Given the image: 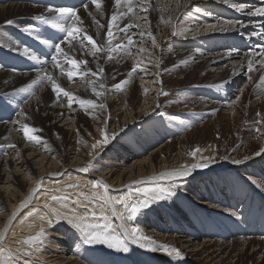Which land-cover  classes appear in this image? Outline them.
Instances as JSON below:
<instances>
[{
    "label": "bare ground",
    "instance_id": "obj_1",
    "mask_svg": "<svg viewBox=\"0 0 264 264\" xmlns=\"http://www.w3.org/2000/svg\"><path fill=\"white\" fill-rule=\"evenodd\" d=\"M232 1L235 0H228L227 3L225 0H148L147 11H143L140 0H132L133 13H129L128 0H122L119 7L114 4V0H102V8L99 11L91 0H72L70 7L80 16L81 23L78 27L83 31L79 40H73L69 44L63 42L67 33L57 27L51 38L44 42L42 41L45 38V34L42 33L43 26L35 25L33 21H21L22 17L43 15L49 21L47 24L52 26L64 24L67 27L66 18L49 12L48 9L51 7H34L23 0H0V34L16 27L19 29H16L18 32H24L23 29L28 28L31 42L41 41L40 47H43L40 53L35 51V41L32 42L33 47H29L19 37H17L18 41L24 46L15 42L9 35L0 37V47L7 46L22 57L35 56L36 59L32 60L41 68L37 72H31L30 68L15 63L14 67L7 65L0 67L1 93L11 94L25 85L28 88L38 75L48 72L63 88L72 92L74 98L81 99L92 91V85L87 83L88 80L106 79L103 74L102 77L92 76L88 70L96 72L105 66L111 68L109 72H114L117 68L124 69L125 79L121 78L122 80L119 79L117 82L127 80L129 83L128 89L126 88L127 94L122 96L119 92L114 94L119 97L120 105L126 108L119 125L115 121L105 120L106 117L103 119L105 129L109 130L105 132L110 143L94 151L76 150L70 151L72 153L69 154L66 148L69 142L77 139L78 143L81 140L82 130L88 120L94 121L98 117H104L103 110L101 111L99 106L97 112H95L96 107H81L76 99H73L69 107V99L63 94L57 96L53 93L47 81L33 85L20 98L16 110L0 120V192L3 193L0 199V235L3 236V239H0V262L2 264H61L62 262L63 264H99L98 259L91 257L82 248L80 231L66 220L73 217L83 219L89 225L100 226L97 230L106 228L108 234L118 235L124 239L127 252L110 249L104 244H91L108 258L105 264H264V210L258 213L254 209L256 205L264 208V194L257 190L264 185L263 177L261 176L259 182H249L250 190L243 186L241 179L245 178L241 177L243 174L248 173L249 168L246 167L230 169L227 176H219L220 181L213 179L210 173L202 175L209 170L230 167L236 164L234 161L237 160L241 162L250 160L248 155L252 146L246 147L245 153H242L243 151L239 153L236 149L243 139L245 142L246 139H254V144L259 149L264 148V102L260 107L253 109L245 108L244 102V99L251 97L253 91L250 92V89L254 90L248 80L251 73L248 72L249 63L251 62L255 69L252 72L257 75V80H260L264 74V68L259 63L264 58L262 57L264 16H252L249 14L250 11H242L236 13L239 16V19H236L238 22L227 31L216 29L201 33L197 38L190 39L192 42L189 43L171 39L174 26L181 20L180 18L187 17L198 24L205 23L207 17L218 20L226 13ZM239 1L247 4L255 3L253 1L261 2L260 0ZM113 15H118L120 18L115 22L118 26L113 27L112 47L115 48V45L120 44L121 49L111 53H98L93 57L89 54L91 45L83 37L87 34L92 36L97 44H104L107 40V23ZM8 20H12L13 23L8 24ZM130 24L138 27H128ZM149 31L155 37L157 45L155 47L147 36ZM141 32L145 33L143 37L140 35ZM127 36L133 38L134 46L125 47ZM230 40L237 43V46H232ZM57 43L61 44L70 58L87 61V65L80 66L79 69L88 72L86 76L77 75L69 81L67 76L62 74V70L67 72L71 69V65L63 57H58L60 68L53 65L52 55ZM141 47L147 51L140 52ZM177 63H180V68ZM134 65L137 66V71L129 78L128 73ZM172 69L174 73L197 70L196 72L202 74L204 78L224 81L222 88L227 89L229 93L209 92L208 95L201 96L199 89H189L185 92V99L188 100L186 104L190 107L197 106L195 97L200 96L199 98L203 100L201 108L195 110L200 113L199 115L201 113L222 115L226 112L233 115L229 141L225 142L224 146H218L213 150L210 140L205 141L202 137L196 136L194 126H187L179 132V139L172 137L169 142L164 139L167 137L162 135V124L166 123L152 122L154 114H166L176 103L170 100V93L163 88L166 72ZM145 83L153 85L152 88L142 91L145 96L144 101L139 106L131 108L130 102L136 89ZM255 90L264 92V85ZM101 99L104 100V96ZM167 119L168 117L165 118ZM252 120L256 121L255 125H250V122L245 128L243 127V124L246 125ZM153 123L158 124L152 130L149 126ZM24 124L35 129L41 126L45 133L53 135V140L41 139L39 144L27 141L23 135ZM134 125L149 128V134L140 136L141 146L146 147L153 139L161 142L147 146L144 150L137 148L127 150V147L124 148L122 145L127 133L136 135L133 131ZM173 140L176 141L175 145L172 144ZM7 145H15V147L9 148L6 147ZM197 148L200 152L196 153L195 157L190 155ZM204 157L210 158L208 166L192 169L187 176H161L162 173L180 169L181 165L204 163ZM257 161L264 162V152ZM85 168L87 171L81 170ZM235 176L241 181L231 180V177ZM184 177L190 178L182 179ZM24 179L26 184L22 192L20 187L23 186ZM37 181H42L38 189L35 187ZM95 181L102 182L105 186L98 202L91 198L84 200L68 194L75 199V202H72L71 197L60 193L74 189H66L68 185L70 187L73 184L77 188L76 192L80 193L79 187L85 189L89 183ZM86 182L88 183L85 184ZM222 186L226 188L219 193V197H215L216 201H220L226 207L229 206L235 213L238 212V215L239 212L244 213L247 210L252 211L254 217L261 215L262 219L238 218L232 228L228 227L222 234L214 228L207 229L204 217L200 215L202 210L198 207L197 213L181 209L179 200L184 202L187 197L191 198L193 188H198L203 193L194 195L192 199L203 200L204 204L207 203L205 197L210 195L209 191L217 190ZM44 187L57 189L52 195L45 193L46 191L42 190ZM145 189L149 191L145 193ZM161 189L164 191L161 192ZM157 194L162 195L163 198L155 199ZM146 198L149 200L147 207L140 209L139 215L137 213L132 215L131 206ZM57 214L65 217V221L57 219ZM172 215H179L186 224H190L192 229L174 223ZM157 219H160L159 223L156 222ZM191 222H196L198 225H191ZM244 227H247L246 230ZM41 228L44 229V236L40 241L33 244L25 243ZM132 228L138 230L139 236L149 238L147 241H141L146 245L145 247L141 248L138 243H133L128 238L126 234H130ZM232 238H235V241ZM49 243L60 246L61 252L47 250L46 244ZM162 245L177 248L182 253V257L173 260L160 250ZM246 253L251 254L252 258L261 259V263L243 262Z\"/></svg>",
    "mask_w": 264,
    "mask_h": 264
},
{
    "label": "rangeland",
    "instance_id": "obj_2",
    "mask_svg": "<svg viewBox=\"0 0 264 264\" xmlns=\"http://www.w3.org/2000/svg\"><path fill=\"white\" fill-rule=\"evenodd\" d=\"M23 1L25 3L31 5V6H34V7H51V8H60V7L71 8L70 3L72 2V0H23ZM84 1H86V0H84ZM253 2H255V4H253V5L242 4V2H238V3L232 2L233 4L232 5L230 4V9L235 11V13H241L242 11H250L251 12L255 8L264 7V3L257 4L258 1L257 2L253 1ZM234 5L235 6L243 5L244 7L242 10L238 11L237 7H235ZM228 9H229V7L227 8V10ZM224 16H225V13L222 14V16H221L222 18L221 19L219 18L218 20L216 18H215L216 19L215 20L212 17H207L205 23H199V24L196 22H193L191 19H189L187 17H182V18H180L181 20H179L175 24L174 29H173V31H176L178 34L175 36H172L171 39L173 41H182V42L189 43V42H192V40H190V39L197 38L201 33H207V32H210V31L216 30V29L225 30V31L232 29V27L238 21L237 20L234 21V20L229 19V18L226 20H223V18H225ZM34 17H36V16L22 17L21 21H24V22L25 21H33V23L35 25L39 24V25L43 26L42 27V33L45 34V38L42 41L46 42L47 40H49L51 38L52 34L56 31V28L50 24L42 23L41 21L35 20ZM16 29L19 30L17 27L12 28L7 32L1 33L0 37H4V36L9 35L11 38H13V40L15 42H19L22 44V42L18 41L17 37H19L23 41V43H25V45H27L29 47H33L32 42L35 41V44H36L35 45L36 46L35 51L40 52V53L43 51V47H40L41 41L32 40V42H31V40H30L31 36L28 33V31H24V32L19 31L18 32ZM171 39H169V40H171ZM231 45L236 47L237 43L231 41ZM19 47L21 48L22 46L20 45ZM12 51L13 50L8 48L7 46L6 47L5 46L0 47V67H2L4 65L14 67L13 64L15 63V64H20V66H22V67L30 68L31 72H37V71L41 70V68L36 66L35 62L30 58V56L26 55V56L22 57L21 55L15 54ZM177 64H178V68H180L181 67L179 65L180 63H177ZM102 69H103L102 74L104 75V77H106V79L104 81L103 80L97 81L95 87H96L97 91H102L104 94L100 97H97L93 94V91H91L88 94L89 96L87 95L88 97L84 96V97H81V99L92 100L94 102V104H98V105L103 104L104 108H100V109H101V111L103 110L102 112L104 113L103 114L104 117H98V119H96L94 121H91V120L87 121L86 126L82 130L83 135H81L82 138L79 141L80 143L79 142L77 143V139H76V141L73 140V141L69 142L70 144L68 143L66 151H68L69 154L72 152H75L76 150H79V151L88 150L89 152L94 151L95 149L92 148V145L94 143H96V141L102 139V136H100L101 130H104V131L106 130L105 129L106 127H104L105 126L104 121L108 119L107 121H111V122L115 121L118 124L123 117V112L126 108L122 107V105H120L119 97H116L114 94L116 92H119L120 96H122V94H125V93L127 94L126 88L129 87L128 86L129 83L121 84V83L117 82V81H119V79L120 80L125 79V71H123L124 69H122V68H119V69L117 68V70H119L118 72H116L117 70H115L114 72H109L111 70V68H109L107 66L103 67ZM196 71L197 70H193V72H194L193 73L192 70H190V72L188 70V72L184 71V73H185L184 74V73H177V72L174 73L173 69L167 70L166 76L163 79L164 80L163 88H166V90L170 93V100H172L176 103L171 106V108L169 109V111L166 114H164V113L154 114L152 122L166 123V124H162L163 125L162 126V135H165L167 138L164 137V139H166V141H169V142L171 141L172 137H174V138L178 137V139H179L180 138L179 132L182 131L187 126H194V129H196V136L202 137V140H205V141L210 140V144L212 145L211 148L214 150V149L218 148V146H224L225 142L229 141V136H230V132H231L229 129L231 128L230 125L232 122L233 115L228 114L227 112L225 114H222V115H219L220 113H216V114H209V113L202 114L201 113V115H199L200 113H198L195 110H197V108H201L200 106L203 105V100H201L199 98L200 96L195 97L194 101H195V104H197V106L190 107L186 104L188 102V100L185 99V97H186L185 92L188 91L189 89H192V90L199 89V91L202 94L201 96H204V95H208L209 92L216 94V93H220V92L221 93L222 92L229 93V91L227 89L224 90L222 88L224 81H217V80L210 79V78H208V79L204 78L201 76L202 74H199ZM188 73H190L191 75H189ZM102 74H100L101 77H102ZM115 74L117 75L116 77H115ZM173 74H175V75H173ZM35 75H37V74H35ZM110 75H111V78H110ZM112 75H113V77H112ZM184 75H186V76H184ZM256 76L257 75H255L254 72H251L249 74V77H248L249 83L251 84L252 88H254V90L258 89L259 87L262 86L261 81L257 80ZM101 82L105 86L103 89L99 88V83H101ZM114 83L120 84L121 88L115 87ZM1 85H3V84H1ZM152 86L145 83L143 86H140V88L136 89V91H135V93L131 99L130 107L133 108V107L139 106L144 101V98H145V96L142 94V91H145V89H150L149 87L152 88ZM26 87H27V85L19 87L17 90L12 92L11 94L1 93L2 87H0V120L6 118L7 116H9L8 115L9 113H12L16 110V106L18 105L20 98H22L25 95V93H27L26 91H20V89H27ZM254 90L250 89V92L253 91L251 93V97L249 99L247 98V100L244 99L245 106H246L245 108H247V109H253L255 107H260V105L264 102V92H260L259 90H255V91ZM103 96H104V100L101 99V98H103ZM93 98H94V100H93ZM98 105L96 107L95 112H97V109L99 108ZM263 108H264V105H263ZM105 109H106V111H105ZM17 114H18V112H17ZM105 117H106V119H105ZM166 117H168L167 120H165ZM103 119H105V120H103ZM250 122H251L250 125H255L256 121H254V122H253V120L248 121L246 125L243 124V127L245 128ZM157 124L155 125L153 123V125L149 126V127L151 129L156 128ZM37 127H39L38 129L40 131L36 132L35 135L41 136L42 137L41 139H43V140H45L47 138L50 140H53L52 134L45 133L43 131V129L41 128V126H37ZM108 131L109 130H106V132H108ZM133 131L136 133V135H132L131 133H127L126 140H125L124 144L122 145V146H124V148L126 146L127 150H131L133 148H137L138 150H144L147 146H154L155 144H158L161 142V140L153 139L150 141V144H148L146 147L141 146L142 140H141L140 136L149 134V132H148L149 128L146 126L141 127V126H135L134 125ZM180 135H181V133H180ZM182 135H183V133H182ZM197 140L198 139H195V141H197ZM175 143H176V141L173 140L172 144L175 145ZM213 145H214V147H213ZM248 146H252L251 147L252 150H251L250 154L248 155V157L251 158L250 160L245 161V162H241L239 164L236 163V164L231 165L230 167H226L224 169L209 170V171H206L205 173L203 172L202 175H204L206 173H210V176H212L213 179L219 180L220 179L219 176L224 177L227 173H229L230 169H235V168L239 169V168L246 167V168H249L248 173L243 174L241 176V177H245V178H241L243 186H245L246 188H249V182H256V181L259 182V180L261 179V176L263 177L262 180H264V169H262V167L264 166V162L263 161H257L258 159H260L262 157L263 152H261V154L258 156L256 155V153L259 152L260 149L258 148V146H256L254 144V139H250V138L246 139V142L243 139V142L239 143V145L236 147V149L239 153H241V151H243L242 153H245V150H246L245 148ZM70 151H72V152H70ZM185 178L189 179L190 177H184L182 179H185ZM231 180L239 181L240 179L238 176H235V177H231ZM22 183H23V186L20 187V191L23 192L25 189L26 180L24 179L22 181ZM87 183L88 182H86L85 184H87ZM104 187L105 186L102 182L95 181L92 184L89 183L85 189H82L81 187H79V189L81 190L80 193L76 192L77 188H75L74 184L71 185L70 187H69V185L66 187V189H70V188H74V189L61 191L60 193L63 196H66V197L69 196V198L71 197L70 201H72V202H75V199L68 194H73V196L83 198L84 200L86 198H91L93 201L98 202L100 200V198L102 197ZM225 188H224V186H222V188L219 187L217 190L211 189L209 191L210 195L208 197H205V199L207 200L206 201L207 203H204L205 205L202 203L203 200L192 199V197L194 195H197L198 193L199 194L203 193V191H201L200 189L193 188L192 192H191V194H192L191 198L187 197L184 200V202L182 200H179V204L181 206V209L182 210H188V211L192 210V211L198 212V209H197V207H198L199 209L202 210L200 215H202L204 217V218L203 217L202 218H203V220H205V223L207 225V229L210 230V228H214L222 234L225 230L228 229V227L232 228V226L235 224V222L238 218L244 219V220L248 219V217H249V219L250 218H255V219H259V220L262 219L261 215L260 216L257 215L256 217H254L251 214L252 211L248 212L247 210H245L244 213L239 212L240 214L242 213V215H240V214L238 215L237 214L238 212L235 213V211L232 208H230L229 206L226 207V206L222 205L220 201H216L215 197L216 196L219 197V195H220L219 193H221L222 190L224 191ZM233 188H235V187H233ZM55 189H57V188H46V187H44L42 190H45L46 191L45 193L53 195L54 194L53 191ZM249 189L251 190V188H249ZM257 190L261 191L264 194V185L261 187H258ZM2 197H3V193L0 192V199ZM195 204H196V206H195ZM220 204H221V206H219ZM45 209H47V207ZM254 209H255V212H258V213H260L262 210H264V208L260 205L254 206ZM229 210H231V211H229ZM139 213H140V211L137 212V215H139ZM56 218L59 220H62V221H65V219H66L65 217H61L58 214L56 215ZM171 218H172V221L174 223L181 224L182 225L181 227L184 226L188 229H192L190 224H186V221H184L182 218H180L179 215H172ZM66 220H68V219H66ZM156 222L159 223L160 219H157ZM191 225H198V224L196 222H191ZM246 228L247 227H244V230H246ZM76 234H79V233H76ZM234 239L232 238L233 241H235ZM82 248H84L86 253H88L91 257L94 256L96 259H98L99 264H105L106 263V260L108 258H105L102 255V253L95 246L86 245L82 242ZM46 249L49 251L51 250L53 252H56V251L58 253L61 252L60 246L57 247L54 243L46 244ZM109 262H110V260H109ZM243 262L261 263V259L259 260L258 258H252L251 254L246 253L244 255ZM61 264H63V262Z\"/></svg>",
    "mask_w": 264,
    "mask_h": 264
},
{
    "label": "snow or ice",
    "instance_id": "obj_3",
    "mask_svg": "<svg viewBox=\"0 0 264 264\" xmlns=\"http://www.w3.org/2000/svg\"><path fill=\"white\" fill-rule=\"evenodd\" d=\"M91 2H92V4L95 5V7L98 11L102 8V0H91ZM140 2H141V5H143L142 10L147 11L148 0H140ZM227 2H228V0H225V3H227ZM114 4L117 7H119L122 4V0H114ZM235 7H237V10L239 11V10H242L244 6L239 5V6H235ZM85 8H87V5H85ZM48 11L55 13L59 17L66 18L65 23L67 24V27H65L64 24H54V27H57L62 32L67 33V35L65 36V40L63 42H67V43L71 44V42L73 40H79L80 39V33L83 31V29L81 27H78V24L81 23V19H80V16L77 14V11L75 9L61 7V8H49ZM128 12L133 13L132 0H128ZM249 14L252 16H264V7L255 8ZM119 18L120 17L118 15H113L111 17V19H109V21L107 23V33H106L107 40L105 41L104 44H97L96 40L92 36H89L87 34L84 35L83 39L86 40L88 42V44L91 45V51L89 53L90 55L95 57L98 53H102V52L111 53L113 51H117V50L121 49L120 44L115 45V48L112 47V42L114 39L113 27L118 26L115 24V22ZM34 19L41 21L43 23H49L48 19L43 15L36 16V17H34ZM7 23L12 24L13 21L8 20ZM96 23L99 24L98 21H96ZM101 27H103V25H101ZM128 27H138V25L130 24V25H128ZM23 30L28 31L29 29L25 28ZM177 34L178 33L176 31H173V33H172L173 36H175ZM140 35H141V37H143L145 35V33L141 32ZM147 36L151 39L153 46L154 47L157 46L155 37L153 36V34L150 31L147 33ZM81 46L82 47L84 46L83 42H81ZM128 46H134V41H133V38L131 36H127V45L125 47H128ZM54 47H55V52L52 55L53 65L57 68L61 67L60 63L58 62V57H63L64 60L68 64L71 65V69L68 70L67 72H63V70H62V74L66 75L67 78L69 79V81H71L73 79V77L77 76V75L84 77L88 74V72H90L92 76H99L100 74L103 73L102 68L98 69V71H96V72H91V70H88V72L80 71L79 70L80 66H86L87 65L86 60L70 58L69 54L67 52H65V50L61 47L60 43L55 44ZM139 50H140V52L147 51L143 47H141ZM25 52H27V50H25ZM129 55H131V53H129ZM262 57H264V53H262ZM30 58L33 60L36 59L35 56H31ZM109 58H111V57H109ZM259 63H260V66L262 68H264V58H262L259 61ZM141 70H143V69H141ZM254 70L255 69L253 68L252 63L250 62L249 66H248V72H252ZM136 71H137V66L134 65L132 70L129 71V73H128L129 78ZM45 81L50 83L51 90L53 93L57 94V96H59L60 94H63V96H65L69 99V107H71V103H72L73 99L78 100L81 107H85V106H90L93 108L97 107V105H95L92 100L79 99L78 97L74 98L73 93L66 90L65 88H63L57 82V80L53 77V75L48 73V72H44L42 75H38L37 79L33 80L32 84H30L27 89H21L20 91H28L33 87V85L42 84ZM260 81H261V84L264 85V75H262L260 77ZM87 83L89 85H92V91H93L95 96L100 97L104 94L102 91H97V89L95 87V84L97 83V81L88 80ZM127 83H128L127 80L121 82V84H127ZM104 87L105 86L102 82L99 83L100 89H103ZM115 87L120 88L121 85L118 84V85H115ZM237 99H239V97H237ZM98 106L100 108H104L103 104H100ZM257 123H260V122L257 121ZM22 129H23L24 138L27 141L34 143V144H39L41 142V137L33 134L35 132L40 131L39 129L32 128V127L28 126L27 124H24L22 126ZM257 131H259V129H257ZM101 136H102V140L96 141V143H94L92 145L93 149L101 148L104 145H107L108 143H110V139H109V137L105 131L101 130ZM6 147L14 148L15 145H7ZM198 152H200V149L197 148L192 153H190V155L195 157L196 153H198ZM261 152H264V148L260 149V151L257 152L256 155H260ZM203 159L205 161L204 163L197 162V163H193L191 165H181L180 169L174 170V171L166 173V174L162 173L161 176L162 177L164 175H167L170 177L187 176V175H189V173L192 169L205 168L208 166V162L210 161V158L204 157ZM245 159H247V157ZM234 163L239 164V163H241V161L237 160V161H234ZM81 170L87 171L86 168L81 169ZM41 182L42 181H37L36 186H35L36 189H38L40 187ZM144 191H145V193H147L149 190L145 189ZM163 191L164 190L161 189V192H163ZM168 194L170 195L171 193H168ZM154 198L155 199H162L163 196L160 194H157ZM148 203H149V200L146 198L145 200L140 201L138 204L132 205L130 208L131 214L135 215L138 211H140V209L147 207ZM49 223H51V221H49ZM68 223L70 225H72V227H74L75 229L80 231V233L82 235V242L86 245L104 244L110 249H116L118 251H124V252L128 251V248L124 242V239H122L118 235L108 234L106 231V228H105V230H97L100 228V226L89 225V224L85 223L83 221V219H77L75 217L68 219ZM137 232H138V230L136 228H132L130 230V234H126V235L128 236L129 239H131V241L133 243H138L139 246L141 248H143L146 245L144 243H141V241H147V240H149V238L147 236H139L137 234ZM43 236H44V229L41 228L40 231L37 232V234L35 236L30 237L28 240L25 241V243H29V244L37 243L38 241L41 240V238ZM0 239H3L2 235H0ZM153 250H155V249H153ZM160 250L163 251L166 255L170 256L173 260H176V259H179L182 257V253L175 247H170L168 245H162ZM0 264H2V262H0Z\"/></svg>",
    "mask_w": 264,
    "mask_h": 264
}]
</instances>
